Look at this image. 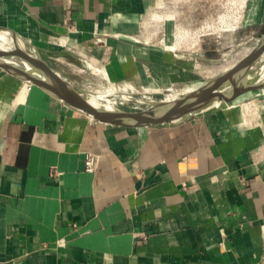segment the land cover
<instances>
[{
  "label": "crops",
  "instance_id": "crops-1",
  "mask_svg": "<svg viewBox=\"0 0 264 264\" xmlns=\"http://www.w3.org/2000/svg\"><path fill=\"white\" fill-rule=\"evenodd\" d=\"M180 21L190 37L175 49ZM212 23L261 38L264 0L234 29L210 0H0V27L60 52L52 66L148 97L195 83ZM0 264H264V90L177 125L125 128L0 69Z\"/></svg>",
  "mask_w": 264,
  "mask_h": 264
},
{
  "label": "water",
  "instance_id": "water-1",
  "mask_svg": "<svg viewBox=\"0 0 264 264\" xmlns=\"http://www.w3.org/2000/svg\"><path fill=\"white\" fill-rule=\"evenodd\" d=\"M0 31L7 33L13 42L10 48L0 47V69L41 87L72 109L106 124L125 128L177 125L199 117L216 103H230L249 92L264 90V78L250 75L264 56V34L249 54L203 85L173 100H161L140 110H129L93 101L90 93L60 75L47 60L60 52L25 48L12 31L4 27H0Z\"/></svg>",
  "mask_w": 264,
  "mask_h": 264
},
{
  "label": "rangeland",
  "instance_id": "rangeland-1",
  "mask_svg": "<svg viewBox=\"0 0 264 264\" xmlns=\"http://www.w3.org/2000/svg\"><path fill=\"white\" fill-rule=\"evenodd\" d=\"M210 1H213L219 7H224L228 9L229 16L232 19L233 23L229 27L232 29L240 26L247 19V12L249 11L250 4L252 3V0ZM203 26L205 28L202 30L203 32L200 36V43L203 47V50L199 56L200 59L198 64L200 70H198L199 72L196 74L190 72L187 73V75L190 76L195 75V83L193 81H187V83L183 87H178L176 89L174 88L171 91L166 90L164 92L165 94L159 97H148V95L146 94H121L112 87H110V85L107 84V82L102 78V76H100L99 78L101 79H99V74L97 72H94L96 69L94 71H92L91 69H86L84 71L71 72L68 70H62L58 65L59 63H55L54 60L51 61L53 63V66L57 70H60L59 72H61L65 77H68L70 80H73L75 83L80 85L79 88L84 89L88 93L97 94L107 99H110L115 106L121 108L129 110H140L150 106L153 102L165 100L167 96H170L167 97V100L177 98L183 93H187L188 91H191L203 85L205 82L211 80L213 77L229 69L230 67L235 65L239 60L249 54L260 40L259 31L253 29L255 28V25L244 26L243 28H240L236 31L228 32L222 30L223 28L228 27L223 25L222 23L205 24ZM2 37L3 36H1L0 33V47L4 49L12 47V45L6 43L2 39ZM175 37V49L188 47V41L190 37V28L188 23L180 21L176 25ZM250 75L251 77L256 76L260 79L264 78V56L258 62V64L254 66ZM97 90H99V92ZM103 102L105 101L103 100ZM228 104L229 103L215 104L211 107V109L215 107H223L224 105Z\"/></svg>",
  "mask_w": 264,
  "mask_h": 264
},
{
  "label": "built area",
  "instance_id": "built-area-1",
  "mask_svg": "<svg viewBox=\"0 0 264 264\" xmlns=\"http://www.w3.org/2000/svg\"><path fill=\"white\" fill-rule=\"evenodd\" d=\"M170 97V96H167ZM167 97L165 99H167ZM174 97V96H171ZM98 165V159L93 153H88L86 155L85 161H84V170L87 172H94ZM51 173L53 176H58L61 174V172L56 168H51Z\"/></svg>",
  "mask_w": 264,
  "mask_h": 264
},
{
  "label": "bare ground",
  "instance_id": "bare-ground-1",
  "mask_svg": "<svg viewBox=\"0 0 264 264\" xmlns=\"http://www.w3.org/2000/svg\"><path fill=\"white\" fill-rule=\"evenodd\" d=\"M0 33H1V36H3L2 37V39L6 42V43H8V44H10V45H12L13 46V42H12V40H11V38H10V36H8L7 35V33H5V32H3V31H0ZM18 41H19V43L23 46V47H27L26 45H25V43L23 42V41H21L20 39H18ZM4 45V44H3ZM97 71V70H96ZM100 79V78H99ZM96 81V80H95ZM89 83V82H88ZM95 83H97V82H95ZM101 83H102V81H101ZM104 83V82H103ZM87 86V85H86ZM89 86V85H88ZM104 86V85H103ZM91 90V89H90ZM113 90V89H112ZM93 101H95V102H103V100L105 101V103L106 104H108V105H114V103L110 100V99H107V98H105V97H102V96H100V95H97V94H91V97H90ZM173 99H175V98H172V99H168V100H173ZM165 100H167V99H165ZM216 104H218V103H216Z\"/></svg>",
  "mask_w": 264,
  "mask_h": 264
}]
</instances>
